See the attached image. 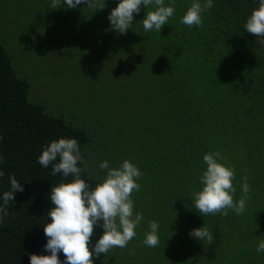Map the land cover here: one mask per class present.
Returning <instances> with one entry per match:
<instances>
[{
    "label": "trees",
    "instance_id": "obj_1",
    "mask_svg": "<svg viewBox=\"0 0 264 264\" xmlns=\"http://www.w3.org/2000/svg\"><path fill=\"white\" fill-rule=\"evenodd\" d=\"M192 2L165 0L175 12L160 32L144 31L155 5L142 6L121 34L108 19L119 0H99V10L0 0V205L10 176L24 188L0 225V264L49 255L51 188L75 177L52 176L38 157L60 138L77 140L90 190L106 177L103 161L118 168L129 160L142 173L132 194L144 217L137 236L94 264H264L256 251L264 240V47L244 27L259 0H213L203 26L188 27L181 19ZM216 151L235 168V200L248 178L241 215L195 208L203 156ZM150 221L159 224L157 247L143 244ZM201 227L211 244L190 237ZM103 231L95 226L90 248Z\"/></svg>",
    "mask_w": 264,
    "mask_h": 264
},
{
    "label": "clouds",
    "instance_id": "obj_2",
    "mask_svg": "<svg viewBox=\"0 0 264 264\" xmlns=\"http://www.w3.org/2000/svg\"><path fill=\"white\" fill-rule=\"evenodd\" d=\"M172 3L174 4L175 0H172ZM81 4L97 10L105 7L104 3L99 4V0H52L51 8L58 9L66 5L72 9ZM149 5H155V10L147 11L143 19V29L145 32L153 29L160 32L175 12L173 6L165 5V0H119L108 16L112 29L125 34L133 23L134 14H139L142 6L147 8ZM212 7L213 0H204L203 3L201 0H193L181 23L188 27H202L201 13ZM244 27L247 32L258 37L257 43L264 47V0H259V7L252 11ZM2 140L3 137L0 136V141ZM223 159L219 151L203 156L207 165L200 178L203 188L193 194L195 208L202 215L220 213L227 217L229 210L241 215L246 210L247 200L251 198V188L245 176L241 185L243 194L239 200L234 199L235 168L226 166V162H218ZM3 162L4 157L0 155V164ZM38 163L44 168L52 165V176L62 173L64 177L72 175L75 179L52 186L50 199L54 207L48 212L51 222L46 223L43 228L47 237L44 248L49 255L30 254V264H94V256L98 258L102 253L106 255L114 248H125L137 236L136 228L144 217L142 213L134 214L132 194L140 190L137 179L142 176L135 164L124 160L118 168H109L108 161L101 162L99 167L106 170V177L90 190L89 184L80 178L82 169L77 165L84 164V161L76 139L60 138L52 141L38 157ZM4 174L0 169V177ZM9 179L11 189L3 193L0 225H3L9 215L8 206L10 202H14L15 193L24 190L14 175ZM97 225L104 231L90 248L91 237ZM148 227L150 231L145 233L143 244L157 247L159 224L150 221ZM189 235L198 241L206 240L209 244L213 241V233L206 227L194 228ZM256 251L264 252V240L258 242ZM61 252L65 256L64 261L59 258Z\"/></svg>",
    "mask_w": 264,
    "mask_h": 264
}]
</instances>
